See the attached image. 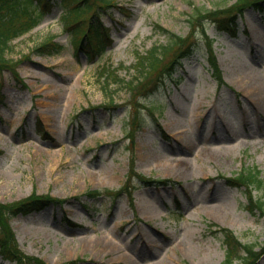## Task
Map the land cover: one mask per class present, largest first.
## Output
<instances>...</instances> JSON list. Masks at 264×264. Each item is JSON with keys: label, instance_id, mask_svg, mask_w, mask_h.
Segmentation results:
<instances>
[{"label": "rangeland", "instance_id": "374dc122", "mask_svg": "<svg viewBox=\"0 0 264 264\" xmlns=\"http://www.w3.org/2000/svg\"><path fill=\"white\" fill-rule=\"evenodd\" d=\"M233 1L112 0L101 18L112 43L92 61L76 53L60 5L9 43L6 58L22 81L0 72V203L33 192L64 201L10 220L24 254L46 264H221L223 237L211 223L256 251L264 245V216L249 211L244 188L228 183L244 167L264 177V102L248 84L252 75L264 85V10H246L236 37L205 23L222 86L199 30L194 53L139 105L126 86L99 74L121 65L119 80L133 79L135 51H161L170 35L190 31L196 9ZM49 37L62 52L37 55ZM131 158L137 173L168 182L129 177ZM125 184L130 197L87 195Z\"/></svg>", "mask_w": 264, "mask_h": 264}, {"label": "trees", "instance_id": "16d2710c", "mask_svg": "<svg viewBox=\"0 0 264 264\" xmlns=\"http://www.w3.org/2000/svg\"><path fill=\"white\" fill-rule=\"evenodd\" d=\"M55 5H60L63 9V26L66 31L71 33L72 43L77 54L83 53L88 60L92 61L101 56L112 43L110 29L104 26L101 21L103 13L108 8L115 7L112 0H0V72L7 70L14 79L22 81L17 72L16 63L6 58L9 43L37 26ZM247 9L263 11L264 0H234L229 6L216 8L212 11L196 9L187 19L190 31L185 36L170 35V45L162 47L161 51L158 50V47L152 46L142 54L134 52L135 62L132 69L137 72L138 76L129 81L119 80L118 72L127 69L122 68L121 65L115 68L103 67L99 74H102L101 77L104 79L112 78L113 81L120 82L136 99L138 97V100L149 98L163 86L164 72L171 78L176 69L182 66V60L190 57L197 49L199 40L195 38L194 33L199 30L206 45L207 61L212 69L211 76L216 80L218 86H222L224 85L223 77L217 65L213 41L206 34L205 23H210L219 33L236 37L237 20L243 16ZM162 31L164 30L162 29ZM173 46L176 47L171 54V59L163 64V55L168 50L170 52ZM62 50L63 45L55 41L54 37H49L33 51L40 56H50L59 54ZM138 102L140 101H136L139 105ZM134 120L137 122L140 120L138 115ZM39 126L41 128V123ZM128 176H136L147 182H168V180L150 181L137 173L133 158L130 159ZM228 183L232 187L244 188L249 211L251 213L257 211L264 216V177L257 167H245L240 173L229 178ZM123 192H126L128 197L131 196L127 184L115 191H88L87 195L93 197L105 194L114 198ZM255 192L260 195H256ZM63 202L49 194L38 195L33 192L22 200L0 203V258L14 264H46L36 257L24 254L19 249L10 226V220L17 216L40 212L50 205H61ZM210 226L216 227L213 233H220L223 237L225 248L221 264H255L264 254V245L256 251L254 244L241 243L231 230L217 227L212 223ZM66 264H76V262L72 261Z\"/></svg>", "mask_w": 264, "mask_h": 264}, {"label": "bare ground", "instance_id": "6f19581e", "mask_svg": "<svg viewBox=\"0 0 264 264\" xmlns=\"http://www.w3.org/2000/svg\"><path fill=\"white\" fill-rule=\"evenodd\" d=\"M251 76H249L248 84H250L253 88V91L256 94L257 98L264 102V85H257V83H254L251 79Z\"/></svg>", "mask_w": 264, "mask_h": 264}]
</instances>
